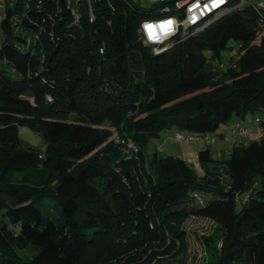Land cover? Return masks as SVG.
<instances>
[{"label": "trees", "instance_id": "1", "mask_svg": "<svg viewBox=\"0 0 264 264\" xmlns=\"http://www.w3.org/2000/svg\"><path fill=\"white\" fill-rule=\"evenodd\" d=\"M55 1L16 0L0 19V264H149L183 244L187 216L215 223L212 264H264V130L228 158L197 150L201 175L144 153L162 130L207 134L264 108V11L243 5L154 53L137 28L159 5L94 0L95 20L71 24ZM228 40L234 64L218 69ZM19 127L42 145H22Z\"/></svg>", "mask_w": 264, "mask_h": 264}, {"label": "built area", "instance_id": "2", "mask_svg": "<svg viewBox=\"0 0 264 264\" xmlns=\"http://www.w3.org/2000/svg\"><path fill=\"white\" fill-rule=\"evenodd\" d=\"M16 0H0V19L5 7H12ZM128 3H136L138 6L143 5H159L157 14L152 17L143 18L137 28L138 38L142 43L151 47L152 52L156 53L161 50L172 47L178 41L185 39L190 34L201 31L207 25L222 17L223 15L241 8L243 5L251 6L261 17L264 11V3L258 1L251 3L250 0H239L235 3H230L229 0H121ZM28 2V0H27ZM26 2V4H27ZM64 6L70 15L71 24H76L80 17H85L89 22H93L96 14L93 8L94 0H62ZM55 9L58 10L57 0L55 1ZM131 4H128L129 6ZM105 5L110 11L114 10V5L110 0H105ZM109 20H107V23ZM52 26V25H51ZM264 30V24L262 25ZM47 35L51 38L52 31L49 29ZM105 43L101 41L97 46L99 53L103 52ZM233 56L229 62L221 61L217 63L218 69H223L228 66H233ZM255 122L259 125L262 119L255 117ZM263 126H259V135L263 133ZM249 133V128L245 125V121L239 118H234L227 128V137L229 140L241 139ZM222 136H224L222 134ZM190 137H194L200 141L207 142L206 134H197L187 132L183 136L180 132H174L173 139L176 141H188ZM117 146L119 152L127 159H137L138 146L129 137L124 135H115L112 139Z\"/></svg>", "mask_w": 264, "mask_h": 264}, {"label": "rangeland", "instance_id": "3", "mask_svg": "<svg viewBox=\"0 0 264 264\" xmlns=\"http://www.w3.org/2000/svg\"><path fill=\"white\" fill-rule=\"evenodd\" d=\"M264 0H250L251 3H257ZM1 14V10H0ZM2 40V35L0 34V42ZM227 48L221 52V59L225 61L230 55L236 53L237 44L233 40H228ZM1 68V63H0ZM195 93H191L188 96H192ZM185 97V96H184ZM184 97H178L176 99L180 100ZM49 100L50 96L46 95ZM170 101L168 103H171ZM166 103V104H168ZM165 104V105H166ZM233 115L227 120L226 123H220L215 131L207 133L208 141H200L194 137H190L188 141H176L173 139L174 132L178 131L175 129L162 130L158 137H150L147 140L146 146L144 148V153L146 156L156 150L158 154L162 156H174L178 157L182 152H196L198 149L207 147L209 149L212 158H228L230 150L233 144L241 142L243 145H247L253 140L259 138V123L254 121L255 117H264V108L261 111H256L255 113H247L245 116V125L249 128V133L247 136L236 140L235 142H229L230 138L227 137V128L230 125ZM73 115H68L67 120H72ZM183 136L187 135L186 131H178ZM223 134L224 136H219ZM18 136L21 140V144L26 146L40 147L42 145L41 137L25 127L18 128ZM138 158V153H137ZM137 160V159H136ZM191 165V164H190ZM193 170L197 175L202 174V170L199 165H191ZM221 172V169H219ZM208 195L196 194L194 196V203H203ZM238 208V205L236 206ZM215 223L204 217L197 216H187L183 219L181 223V229L184 234V240L182 243L175 242L174 245L159 244L157 250H155L154 258L149 262V264H212L214 260V252L212 246H207L203 241L202 237H208L212 234Z\"/></svg>", "mask_w": 264, "mask_h": 264}, {"label": "crops", "instance_id": "4", "mask_svg": "<svg viewBox=\"0 0 264 264\" xmlns=\"http://www.w3.org/2000/svg\"><path fill=\"white\" fill-rule=\"evenodd\" d=\"M219 136L221 138L222 135L219 134ZM235 140H236V138L232 139L229 142H235ZM201 149H203V148H201ZM196 152L195 153L194 152H182V153H180V155H178V158H180V159L184 160L185 162L195 166L196 164L198 165L197 160H196Z\"/></svg>", "mask_w": 264, "mask_h": 264}]
</instances>
